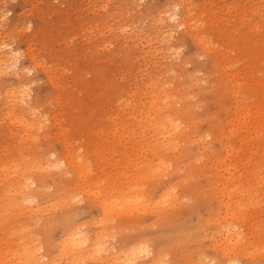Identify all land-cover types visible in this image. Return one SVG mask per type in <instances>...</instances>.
Returning a JSON list of instances; mask_svg holds the SVG:
<instances>
[{
  "label": "rangeland",
  "instance_id": "obj_1",
  "mask_svg": "<svg viewBox=\"0 0 264 264\" xmlns=\"http://www.w3.org/2000/svg\"><path fill=\"white\" fill-rule=\"evenodd\" d=\"M107 1L0 0V40L18 51V68L0 69V264H27L22 257L27 250L25 244L36 257L44 259L46 254L55 257L53 264H64L74 255L68 252L70 239L79 234L105 244L104 253H120L113 256L117 257L113 264H131L133 258L134 264H153L156 258L159 261L155 264H225L220 254L224 224L235 225L233 229L239 230L244 239L237 245V264H264V0ZM186 9L188 27L175 28V22L166 26L168 11L174 10L179 18L183 14L185 20ZM166 28L171 29L168 40L161 38ZM23 87L29 89L25 103L9 100ZM233 111L239 116L234 121ZM171 120L179 126L165 149L157 128ZM26 121H34L31 129L23 126ZM159 150L167 151L161 154ZM65 154L82 176L76 177L72 169L65 171L63 165H53ZM132 169H138V173ZM20 171L30 182L34 180L29 183L33 199L28 204H21L9 188L21 176ZM230 173L234 181L224 179ZM233 183L238 186L228 197ZM100 193L111 198L119 193L124 198L130 195V206L136 202L134 198L139 200L134 204L137 208L129 211L130 215L111 209L113 212L110 210L98 222ZM164 195L171 199L161 209L163 203L158 201ZM14 201L18 202L15 207ZM223 202L236 222L221 218ZM238 206L244 210H235ZM139 246L144 253L136 252ZM124 255L131 261H125L129 257ZM39 263L40 259L30 264ZM76 264L96 263L83 257Z\"/></svg>",
  "mask_w": 264,
  "mask_h": 264
},
{
  "label": "bare ground",
  "instance_id": "obj_2",
  "mask_svg": "<svg viewBox=\"0 0 264 264\" xmlns=\"http://www.w3.org/2000/svg\"><path fill=\"white\" fill-rule=\"evenodd\" d=\"M107 1V0H106ZM202 1V0H201ZM4 2V1H3ZM107 3H108V1H107ZM132 3V2H131ZM107 5V4H106ZM174 5H175V3H174ZM94 6V5H93ZM108 6V5H107ZM134 6V5H133ZM92 7V6H91ZM258 7V6H257ZM263 7V6H262ZM136 8V7H135ZM96 9V8H95ZM174 9V8H173ZM1 10V9H0ZM99 10V9H98ZM104 10V9H103ZM189 11V9H186V19L184 20V15L182 14V17L183 18H179V16L177 15V13L174 11V10H171V11H168L167 12V14H166V19L167 20H165V22L164 23H166V26H169V22H175V24L173 25V27H178L179 29H180V27H184V28H186V27H188L189 25L187 24V20L189 19V15L187 14V12ZM111 12V11H110ZM113 12H116L115 10L113 11ZM112 12V13H113ZM244 12V11H243ZM119 13V12H118ZM125 13V12H124ZM253 13V12H252ZM126 14V13H125ZM107 15V14H106ZM127 15V14H126ZM120 16V15H119ZM5 17V16H4ZM150 17V16H149ZM264 18V17H263ZM107 19V18H106ZM136 19V18H135ZM117 20V19H116ZM132 20V19H131ZM245 20V19H244ZM261 20V19H260ZM161 21V20H160ZM30 23V22H29ZM103 23V22H102ZM191 24V23H190ZM261 24H263V23H261ZM23 25V24H22ZM89 25V24H88ZM108 25V24H107ZM106 25V26H107ZM24 26V25H23ZM139 26V25H138ZM22 27V26H21ZM147 27V26H146ZM192 27V26H191ZM190 27V28H191ZM98 28H100V27H98ZM111 28V27H110ZM125 28V27H124ZM127 28H129V27H127ZM135 28V27H134ZM144 28V27H143ZM174 28V29H175ZM26 29H28V28H26ZM106 29H108V28H106ZM120 29H121V27H120ZM105 30V29H104ZM117 30V29H116ZM124 30H126V28L125 29H123L122 31L124 32ZM17 31V30H16ZM26 31V30H25ZM130 31V30H129ZM127 32V31H126ZM155 32V31H154ZM171 29L170 28H166L165 30H163L161 33H163L162 35H161V38L162 39H166V40H168L169 39V37L171 36ZM173 32V31H172ZM9 33V32H8ZM109 33V32H108ZM121 33V32H120ZM119 33V34H120ZM131 33V32H130ZM137 33H138V31H137ZM148 33V32H147ZM130 35V34H129ZM141 35H143V34H141ZM2 36H4V35H2ZM117 36V35H116ZM132 36V35H131ZM140 37V36H139ZM150 37V36H149ZM149 37H148V39H149ZM133 38V37H132ZM136 38V37H135ZM119 39V38H118ZM124 39V38H123ZM138 39V38H137ZM162 39H161V41H162ZM197 39V38H196ZM2 40V39H1ZM0 40V51H1V54H0V69H9V68H14V67H16V68H18L17 67V65H16V62H17V54L15 53L16 51L13 49V48H11V47H9V46H7V44H4L2 41ZM127 40V39H126ZM133 40V39H132ZM138 40H140V39H138ZM198 40H200V39H198ZM197 40V41H198ZM122 41V40H121ZM131 41V40H130ZM160 41V42H161ZM164 41V40H163ZM146 42V41H145ZM155 42V41H154ZM124 43V42H123ZM147 44H148V42H146ZM150 43V42H149ZM185 43V42H184ZM140 44V43H139ZM163 44V43H162ZM207 44V43H206ZM134 45V44H133ZM145 45V44H144ZM150 45V44H149ZM14 46V45H13ZM161 46V45H160ZM204 47H206L205 45H203ZM110 47H111V45H110ZM166 47H168V46H166ZM171 47V46H170ZM15 48V47H14ZM155 48V47H154ZM153 48V49H154ZM198 48H199V46H198ZM201 48V47H200ZM147 49V48H146ZM26 51V50H25ZM149 51V50H148ZM208 51H210V49L208 50ZM207 51V52H208ZM18 52V51H17ZM28 53H29V51H28ZM152 53V52H151ZM162 53V52H161ZM165 53V52H164ZM206 53V52H205ZM159 54V53H158ZM148 55V54H147ZM171 55V54H170ZM170 55H168V56H170ZM162 56V55H161ZM142 57V56H141ZM144 57H145V54H144ZM147 57V56H146ZM149 58V57H148ZM165 59V58H164ZM145 60V59H144ZM149 61V60H148ZM159 61H162V60H159ZM168 62H170V61H168ZM151 63V62H150ZM165 62H163V64H164ZM142 64V63H141ZM162 64V65H163ZM143 65V64H142ZM147 65H148V63H147ZM155 66V65H154ZM144 67V66H143ZM142 67V68H143ZM155 68V67H154ZM153 68V69H154ZM162 68V67H161ZM165 68V67H164ZM145 70V69H144ZM155 70V69H154ZM158 70V69H157ZM156 71V70H155ZM167 72V71H166ZM0 73H1V71H0ZM149 73V72H148ZM147 73V74H148ZM158 73V72H157ZM155 74V73H154ZM151 75H152V73H151ZM163 75V74H162ZM166 75V74H165ZM147 76V75H146ZM157 76V75H156ZM151 77H153V76H151ZM143 78V77H142ZM162 78V77H161ZM160 78V79H161ZM149 79V78H148ZM159 79V80H160ZM153 80V79H152ZM151 80V81H152ZM154 81V80H153ZM148 82V81H147ZM146 82V83H147ZM149 83V82H148ZM153 83V82H152ZM160 83V82H159ZM158 83V84H159ZM136 84V83H135ZM161 84V83H160ZM146 85V84H145ZM144 84H143V86L144 87H146ZM155 85V84H154ZM163 85V84H162ZM60 87V86H59ZM166 88V87H165ZM175 90V89H174ZM28 91H29V89L27 88V87H23V88H21V90H19V93H17V94H14V93H12L11 95H10V99L9 100H11L12 102H14L15 104L16 103H18V102H20V103H25V99H26V96L28 95ZM156 94V93H155ZM165 94V93H164ZM161 96V95H160ZM171 96H173V95H171ZM144 98V97H143ZM176 99H178V98H176ZM146 100V99H145ZM180 100V99H179ZM153 101V100H152ZM170 101V100H169ZM147 102V101H146ZM172 102V101H171ZM177 102H178V100H177ZM180 102V101H179ZM153 103V102H152ZM152 103H150V104H152ZM175 102L173 101V104H174ZM137 104V103H136ZM176 105V104H175ZM174 105V106H175ZM154 106V105H153ZM159 106H161L160 104H159ZM135 107V106H134ZM148 107H149V105H148ZM167 107V106H166ZM153 108V107H152ZM160 108V107H159ZM170 108V107H169ZM177 108V107H176ZM179 108V107H178ZM150 109V108H149ZM156 109H158V108H156ZM164 109V108H163ZM162 111V110H161ZM182 111V110H181ZM260 112V111H259ZM257 113V112H256ZM255 114V113H254ZM253 114V115H254ZM5 115V114H4ZM166 115V114H165ZM260 114H258V116H259ZM128 116H129V114H128ZM231 116H232V121H234L235 120V118H238L239 116L237 115V113H235V111H233L232 113H231ZM255 116V115H254ZM253 116V117H254ZM11 117V116H10ZM244 117H246L245 116V113L243 112V114H242V118H244ZM248 118V117H247ZM246 118V119H247ZM164 119V118H163ZM170 119V118H169ZM257 119V118H256ZM121 120V119H120ZM236 120H238V119H236ZM240 120H241V118H240ZM255 120V119H254ZM258 121H259V119H257ZM23 121V120H22ZM167 121V120H166ZM188 121V120H187ZM196 121V120H195ZM248 121V120H247ZM264 121V120H263ZM33 122L34 121H26V124H24L23 123V126L25 127V129H31L32 128V125H33ZM156 122H158V124H162V123H164L165 121H156ZM241 122H242V120H241ZM252 122V121H251ZM187 123V122H186ZM17 124V123H16ZM245 123H243V126H246V125H244ZM252 124H254V121H253V123H251V125ZM22 125V124H21ZM150 125L152 126V128H153V122H150ZM256 125H258L257 123H256ZM19 126V125H18ZM178 123L175 121V123L173 122V120H171V121H168L167 122V124L166 123H164L163 125H159V127L157 128V130H160V132H157V134H159V138H161V143H162V145H165V149H166V144H167V141L169 140V138H171L172 137V133H174L175 132V130H177V128H178ZM242 126V125H241ZM248 126V125H247ZM249 127V126H248ZM20 128V127H19ZM238 128V127H237ZM243 128V127H242ZM185 129V128H184ZM184 129H182V130H184ZM23 130V129H22ZM181 130V131H182ZM252 130V132H253V129H251ZM38 131V130H37ZM242 132H243V129L241 130ZM231 132V131H230ZM256 132V131H255ZM61 133V132H60ZM254 133V132H253ZM59 134V133H58ZM58 134H56V135H58ZM209 135H210V132L208 133ZM255 134V133H254ZM22 135V134H21ZM253 135V134H252ZM20 136V135H19ZM49 136V135H48ZM245 136V135H244ZM243 136V137H244ZM247 136V135H246ZM24 137V136H23ZM38 137V136H37ZM25 138V137H24ZM175 138V137H174ZM249 138V137H248ZM34 139H37L36 137L34 138ZM41 139V138H40ZM250 139V138H249ZM23 140V139H22ZM25 140V139H24ZM39 140V139H38ZM171 140V139H170ZM177 140V139H176ZM195 141V140H194ZM204 141V140H203ZM19 143V142H18ZM21 143V142H20ZM35 143V142H34ZM160 143V144H161ZM32 144H33V142H32ZM153 144V143H152ZM176 144V143H175ZM179 144V143H178ZM178 144H176L177 146H178ZM186 144V143H185ZM66 145V144H65ZM150 145V144H149ZM148 145V147L147 148H149L150 146ZM182 145V144H181ZM35 146V145H34ZM147 146V145H146ZM160 146V145H159ZM169 146H171V145H169ZM18 147H19V145H18ZM21 147V146H20ZM19 147V148H20ZM65 147V146H64ZM121 147H122V145H121ZM131 147V146H130ZM168 147V146H167ZM172 147V146H171ZM174 147H175V145H174ZM14 148H15V146H14ZM132 148V147H131ZM10 149V148H9ZM16 149H18V148H16ZM15 149V150H16ZM142 149V148H141ZM68 150V149H67ZM131 150V149H130ZM136 150V151H135ZM147 150V149H146ZM163 150V149H162ZM161 150V152H160V150L158 151V152H160L161 154L163 153V152H165V151H167V150H165V151H162ZM168 150H169V148H168ZM170 150H172V149H170ZM169 150V151H170ZM175 150V149H174ZM174 150H172V151H174ZM253 150H254V148H253ZM263 150V149H262ZM76 151V150H75ZM134 151H135V153L137 152V149H134ZM144 151V150H143ZM176 151H177V149H176ZM10 152V151H9ZM47 152V151H46ZM53 152V151H52ZM125 152H127V151H125ZM124 152V153H125ZM130 152V151H129ZM226 155L228 154V152H229V149H227L226 151ZM18 153V152H17ZM68 153V152H67ZM66 153V154H67ZM75 153V152H74ZM74 153H73V155H74ZM131 153V152H130ZM130 153L128 154V155H130ZM140 153V152H139ZM148 154V152H144V154ZM251 153V152H250ZM47 154V153H46ZM53 154H55V153H53ZM63 155V156H59V157H57V161H56V163H54L53 165L54 166H56V165H59V166H61V165H63V167L65 168V171H72V170H75L76 172L78 171V169H75L74 167H73V165H72V162L70 161V160H68L67 159V155ZM106 154V153H105ZM108 154V153H107ZM106 154V155H107ZM138 154V153H137ZM136 154V155H137ZM165 154V153H164ZM15 155H16V157L18 156L16 153H15ZM32 155H36V153L34 154V152H33V154ZM51 155V154H50ZM127 155V154H126ZM127 155V156H128ZM132 155V154H131ZM136 155H134V156H136ZM142 155V154H141ZM149 155H151V153L149 154ZM153 155H154V153H153ZM166 155V154H165ZM25 156V155H24ZM38 156V155H37ZM44 156V155H43ZM57 156V155H56ZM71 156H72V154H71ZM75 156V155H74ZM108 156V155H107ZM125 156V155H124ZM127 156H125V157H127ZM148 156V155H147ZM152 156V155H151ZM154 156H156V155H154ZM171 156H172V154H171ZM20 158L22 157V156H19ZM29 157V156H28ZM53 157V156H52ZM69 158H70V155L68 156ZM103 157V156H102ZM104 157H105V155H104ZM142 157V156H141ZM143 157H144V155H143ZM153 157V156H152ZM157 157V156H156ZM158 157H159V155H158ZM204 157V156H203ZM106 158V157H105ZM104 158V159H105ZM145 158V157H144ZM143 158V159H144ZM162 157H160V159H161ZM164 158V157H163ZM201 158V157H200ZM28 159V158H27ZM26 159V160H27ZM39 159V158H38ZM42 159H44V158H42ZM109 159H111V158H109ZM136 159H137V157H136ZM148 159H150L149 157L147 158V160ZM153 159V162H155L154 161V158H152ZM159 159V158H158ZM157 159V160H158ZM165 159V158H164ZM17 160V159H16ZM22 160V159H21ZM30 160H31V158H30ZM41 159H39V161H40ZM51 160V159H50ZM107 160H108V158H107ZM127 161H128V159H126ZM134 160H135V158H134ZM146 160V161H147ZM28 162H29V160H27ZM43 161V160H42ZM133 161V160H132ZM137 161V160H136ZM142 161V160H141ZM145 161V160H144ZM149 161V160H148ZM147 161V162H148ZM159 161V160H158ZM253 161V160H252ZM23 162H24V160H23ZM31 162V161H30ZM107 162H109V161H107ZM130 162V161H129ZM128 162V163H129ZM160 162H162V160L160 161ZM168 162V161H167ZM21 163H22V161H21ZM32 163V165H33V162H31ZM36 163V162H35ZM52 163V162H51ZM125 163V162H124ZM127 163V162H126ZM138 163V162H137ZM142 163V162H141ZM151 163V162H150ZM156 163H157V161H156ZM165 163H166V161H165ZM247 163V162H246ZM16 164H20V161H19V163H16ZM22 164H24V163H22ZM27 164V163H26ZM130 164V163H129ZM144 164H146V163H144ZM149 164V163H148ZM163 164H164V162H163ZM12 165H14V164H12ZM28 166H30V164H27ZM31 165V166H32ZM39 164H37L36 166H38ZM45 164H43L42 166H44ZM89 165V164H88ZM112 165V164H111ZM119 165V164H118ZM122 165V164H121ZM132 165V164H131ZM143 165V164H142ZM141 165V166H142ZM147 165V164H146ZM153 165V164H152ZM158 165V164H157ZM157 165H156V167H157ZM162 165V164H161ZM165 165H167V164H165ZM164 165V166H165ZM23 165H21V167H22ZM25 166V165H24ZM35 166V167H36ZM39 166H41V165H39ZM136 166V165H135ZM160 166V165H159ZM178 166H179V164H178ZM3 167V166H2ZM9 167H10V165H9ZM9 167H7V168H9ZM17 167V166H16ZM20 167V168H21ZM35 167H34V169L33 170H35ZM102 167V166H101ZM100 167V168H101ZM118 167H120V166H118ZM123 167V166H122ZM127 167V166H126ZM126 167H124V168H126ZM147 167H148V165H147ZM163 167V166H162ZM5 168V167H4ZM18 168H19V166H18ZM28 167H26L25 169H27ZM38 168V167H37ZM41 168V167H40ZM45 168V167H44ZM53 168V167H52ZM86 168V167H85ZM114 168H117V167H115L114 166ZM124 168H122V169H124ZM130 168V167H129ZM137 168V167H136ZM141 168V167H140ZM139 168V170H141ZM143 168V167H142ZM150 168H151V166H150ZM153 168H155V166H153ZM168 168V167H167ZM228 168H229V166H228ZM15 169V168H14ZM13 169V170H14ZM23 169H24V167H23ZM32 169V168H31ZM46 169V168H45ZM45 169H44V171H45ZM72 169V170H71ZM120 169H121V167H120ZM119 169V170H120ZM149 169V168H148ZM147 169V170H148ZM152 169V168H151ZM157 169V168H156ZM233 169V168H232ZM12 170V169H11ZM38 170V169H37ZM41 170V169H40ZM51 170V169H50ZM133 170V169H132ZM138 169H136V172L134 173V174H136V173H138V171H137ZM143 170V169H142ZM155 170V169H154ZM157 170H159V168L157 169ZM163 170V169H162ZM225 170L227 171V168H225ZM10 171V170H9ZM28 171V169L26 170V172ZM30 172H31V170H29ZM102 171V170H101ZM121 171V170H120ZM126 171H128V170H126ZM133 171L131 172L130 171V173H132L133 174ZM145 171V170H144ZM143 171V173L145 174L146 172H144ZM150 171V170H149ZM156 171V170H155ZM161 171V170H160ZM165 171V169L163 170V172ZM235 171V170H234ZM253 171V170H252ZM20 172H22V171H20ZM30 172H28L29 173V175H30ZM39 172V171H38ZM106 172V171H105ZM118 172V171H117ZM167 172H168V170H167ZM171 172V171H170ZM18 173H19V171H18ZM41 173V172H40ZM70 173V172H69ZM74 173V172H73ZM81 172H77V176L76 177H79V174H80ZM88 172H86L85 174H87ZM101 173V172H100ZM115 174V172H112V174ZM139 173H140V171H139ZM141 173H142V171H141ZM147 173H148V171H147ZM146 173V174H147ZM154 173V172H153ZM166 173V172H165ZM1 174V173H0ZM15 174V173H14ZM22 174H23V172H22ZM21 174V176H19L17 179L15 178V182H14V186H12V187H9V188H12V194H17V196L21 199V201H22V203L21 204H23V201H25L26 202V204H28L27 202H31L32 201V199H33V194L32 193H30L29 192V190H31V189H29L28 190V188L30 187L29 186V183H31V182H34V180H31V182L28 180V178L27 177H25V175L23 174L22 175ZM121 174V173H120ZM120 174L118 173V175H119V177H120ZM124 174H126V173H124ZM123 174V175H124ZM149 174V173H148ZM157 174V173H156ZM155 174V175H156ZM159 174H162V173H159ZM172 174V173H171ZM19 175V174H18ZM27 175V174H26ZM32 175V174H31ZM34 175V174H33ZM141 175V174H140ZM151 175V174H150ZM163 175V174H162ZM161 175V176H162ZM5 176V175H4ZM12 176H13V174H12ZM11 176V177H12ZM15 176V175H14ZM13 176V177H14ZM28 176V175H27ZM80 176H82L81 174H80ZM85 176H87V175H85ZM85 176H83V180L84 179H86V178H84ZM105 176V175H104ZM103 176V177H104ZM115 176H117V175H115ZM121 176H122V174H121ZM125 176V175H124ZM128 176V175H127ZM136 176V175H135ZM134 176V177H135ZM143 176V178L145 177L144 175H142ZM149 176V175H148ZM148 176H146V180L148 179L147 177ZM158 177H160V175H157ZM156 176V177H157ZM165 176V175H164ZM191 176V175H190ZM6 177V176H5ZM63 177V176H62ZM108 177V176H107ZM111 177H113L114 178V176H111ZM126 177V176H125ZM132 178H133V176H131ZM136 177H139L138 175L136 176ZM185 177H186V174H185ZM262 177V176H261ZM4 177H2V179H3ZM99 178V177H98ZM105 178V177H104ZM112 178V180H114ZM116 178H118V177H115V179ZM128 178H130V177H128ZM140 178H142L141 176H140ZM139 178V179H140ZM142 178V179H143ZM153 178V177H152ZM152 178H150V179H152ZM154 178H155V176H154ZM79 179V178H78ZM82 179V178H81ZM102 179V178H101ZM119 179V178H118ZM135 179V178H134ZM139 179H138V181H139ZM158 179V178H157ZM224 179L225 180H227V181H234V177H232V174L230 173V174H228L227 176H225L224 177ZM11 180H13V179H11ZM80 180V179H79ZM88 180V179H87ZM117 180V179H116ZM120 180V179H119ZM133 180V179H132ZM144 180V179H143ZM261 180V179H260ZM9 181V180H8ZM94 181V180H93ZM101 181V180H100ZM99 181V182H100ZM106 181V180H105ZM120 181H122V180H120ZM125 182H126V180H124ZM133 181H135V180H133ZM149 181H151V180H149ZM148 181V182H149ZM181 181V180H180ZM5 182V181H4ZM88 182V181H87ZM102 182V181H101ZM123 182V181H122ZM124 182V184H126L125 186H127V183H125ZM131 182V181H130ZM142 182V181H141ZM147 182V183H148ZM261 182V181H260ZM78 183V182H77ZM107 183V182H106ZM140 183V182H139ZM138 183V184H139ZM172 183V182H171ZM176 183H178V182H176ZM9 184H10V182H9ZM74 184V183H73ZM100 184V183H99ZM120 184V183H119ZM128 184L130 185V183L128 182ZM132 184V186L134 187V185H135V183H134V185H133V182L131 183ZM137 184V183H136ZM141 184V183H140ZM13 185V184H12ZM75 185V184H74ZM85 185V184H84ZM104 185V184H103ZM109 185V184H108ZM112 185H113V183H112ZM121 185V184H120ZM119 185V186H120ZM170 185H173V184H170ZM7 186H9V185H7ZM37 186V185H36ZM113 186H115V185H113ZM118 186V185H117ZM116 186V187H117ZM122 186V185H121ZM124 186V187H125ZM131 186V187H132ZM238 185H237V183H233V187L227 192V195H229L228 197H230L231 196V192L233 191V190H235V188L237 187ZM71 187V186H70ZM79 187V186H78ZM96 187V186H95ZM100 187V186H99ZM115 187V188H116ZM137 187V186H136ZM139 187V186H138ZM170 187V186H169ZM177 187V186H176ZM8 188V187H7ZM36 188V187H35ZM121 188V187H120ZM120 188H119V190H120ZM128 188H130L129 186H127V189ZM141 188V187H140ZM32 189H34V188H32ZM73 189H74V187H73ZM93 189V188H92ZM94 189H96V188H94ZM109 189H112L113 190V187L112 188H109ZM109 189H107V190H109ZM139 189V188H138ZM138 189H137V191H138ZM171 189V188H170ZM28 190V191H27ZM118 189L117 190H115L114 189V191H119ZM134 190H135V188H134ZM166 190V189H165ZM5 191H7V190H5ZM88 191V190H87ZM95 191V190H94ZM102 191V190H101ZM122 191V190H121ZM126 191V190H125ZM125 191H123V192H125ZM169 191V190H168ZM172 191V190H171ZM4 192V191H3ZM10 191H8V193H9ZM35 192V191H34ZM70 192V191H69ZM73 192V191H72ZM105 192V191H104ZM123 192H121L122 194H124ZM127 192H130V191H127ZM132 192V191H131ZM134 192H136V191H134ZM140 192H142L141 190H139V193ZM240 192H242V191H240ZM7 193V192H6ZM8 193L6 194V195H8ZM11 193H9L10 195H11ZM78 193V192H77ZM76 193V191H75V194H77ZM85 193V192H84ZM112 193V192H111ZM163 193V192H162ZM171 192H169V194H170ZM4 194V193H3ZM82 194V193H81ZM80 194V195H81ZM92 194H95V193H92ZM101 194V193H100ZM115 194V193H114ZM130 194V193H129ZM128 194V195H129ZM132 194V193H131ZM166 194V193H165ZM5 195V196H6ZM63 195H65V194H63ZM71 195V194H70ZM74 195V194H73ZM106 195V194H105ZM108 195V194H107ZM120 195V193L118 194V197H122V198H118L117 197V194H116V197L115 196H113V197H115V198H111V197H109V196H104V195H102L101 194V196L100 197H102L101 199H99L98 200V206H99V211H100V214H101V217H98L99 219H98V222H99V220L101 221V219L103 218V219H105V215H107V214H109L110 213V210L112 209V210H118L117 212H119V214H120V212L121 211H124V213H125V211L126 212H128L129 213V211H131V210H134V209H136L137 208V206H134V204L135 205H137V201H139V200H134V199H136V198H134L133 199V201H136V202H133L134 204L132 205V206H130L132 203V198H131V196L129 195V197H126V198H124V196H119ZM139 195V194H138ZM140 195H141V193H140ZM162 194H160V196H161ZM66 196V195H65ZM133 196H134V193H133ZM132 196V197H133ZM145 196V195H144ZM10 197V196H9ZM35 197V196H34ZM62 197V196H61ZM75 197H76V195H75ZM74 197V198H75ZM77 197H79V196H77ZM142 197V196H141ZM163 197H166V198H163ZM162 197V199H160L158 202H159V204H160V202H161V204H162V206L163 205H165L167 202L169 203V201H170V199L171 198H168L166 195H164ZM171 197V196H170ZM174 197V196H173ZM16 198V197H15ZM70 199H71V197H69ZM98 198H99V196H98ZM137 198H139V199H141L139 196L137 197ZM158 198V197H157ZM4 199V198H3ZM14 199V198H13ZM62 200H64V198H61ZM68 199V198H67ZM77 199V198H76ZM145 199V198H144ZM159 199V198H158ZM157 199V200H158ZM15 200H17V198L15 199ZM69 200V199H68ZM74 200V199H73ZM72 200V201H73ZM20 201V200H19ZM56 201V200H55ZM64 201H66V200H64ZM75 201V200H74ZM80 201V200H79ZM83 201V200H82ZM172 201H174V200H172ZM2 202V201H1ZM8 202H10V201H8ZM13 202V201H12ZM15 202V201H14ZM17 202V201H16ZM15 202V203H16ZM67 202V201H66ZM65 202V203H66ZM143 202V201H142ZM155 202V201H154ZM153 202V203H154ZM158 202H157V204H158ZM249 202V201H248ZM18 203V202H17ZM17 203H16V205H14V207L15 206H17ZM59 203H60V201H59ZM75 203V202H74ZM140 203L141 202H139V205H140ZM145 203V202H144ZM150 203V202H149ZM152 203V204H153ZM178 203V202H177ZM183 203V202H182ZM181 203V204H182ZM247 203V202H246ZM14 204V203H13ZM32 204V203H31ZM30 204V205H31ZM64 204V203H63ZM73 204V203H72ZM71 204V205H72ZM156 204V203H155ZM154 204V205H155ZM157 204H156V206H157ZM158 204V205H159ZM171 204V203H170ZM186 204V203H185ZM185 204H182V205H185ZM223 206H224V211H223V214H222V216H221V218L222 219H225V220H227V221H229V222H236L235 220H233V213L230 211V207L228 206V204L227 203H225V202H223ZM58 205H60V204H58ZM62 205V204H61ZM153 205V206H154ZM168 205V204H167ZM172 205V204H171ZM175 205V204H174ZM173 205V206H174ZM176 205H178V204H176ZM18 206H19V204H18ZM25 206V205H24ZM50 206H51V204H50ZM66 206H68L67 204H66ZM70 206V205H69ZM147 206V205H146ZM181 206V205H180ZM22 207V206H21ZM20 207V208H21ZM25 207H27V205L25 206ZM30 207V206H29ZM34 207V206H33ZM57 207H59V206H57ZM141 207V206H140ZM140 207H138V208H140ZM159 207V206H158ZM171 207V206H170ZM17 209H18V207H16ZM19 208V209H20ZM23 208V207H22ZM32 208V207H31ZM52 208V207H51ZM51 208H47V210L46 211H48V209H51ZM62 208H65V207H62ZM144 208H145V206H144ZM162 208H164V206L163 207H161V209ZM179 208V207H178ZM5 209V208H4ZM3 209V210H4ZM11 209H13V208H11ZM27 209V208H26ZM26 209H24L25 211H28V210H26ZM37 209V208H36ZM142 209V208H141ZM150 208L148 207V210H149ZM156 209H158V208H156ZM2 210V211H3ZM8 210H9V208H8ZM14 210V209H13ZM111 210V211H112ZM152 210H153V207H152ZM151 210V211H152ZM163 210H165V209H163ZM172 210V209H171ZM170 209L168 210V211H171ZM174 210V209H173ZM173 210H172V212H173ZM179 210V209H178ZM180 210H181V208H180ZM235 210H237V211H239V210H244L243 208H241L240 206H238V207H236V209ZM1 211V212H2ZM10 211V210H9ZM12 211V210H11ZM21 211H22V209H21ZM37 211V210H36ZM136 211V210H135ZM141 212H142V210H140ZM144 211V210H143ZM151 211H150V213H151ZM156 211V210H155ZM161 211V210H160ZM18 212V211H17ZM24 211H22V213H23ZM28 212H30V211H28ZM33 212V211H32ZM113 212V211H112ZM115 212V211H114ZM132 212H134V211H132ZM141 212H139V213H141ZM147 211L145 210V212L144 213H146ZM164 212V211H163ZM4 213V212H3ZM6 213V212H5ZM13 213V212H12ZM15 213H16V211H15ZM123 213V212H122ZM122 213H121V215H119L118 213H116L117 215H119V217L121 216H123L124 215V213H123V215H122ZM135 213V212H134ZM149 213V212H148ZM36 214V213H35ZM112 215H113V213H111ZM115 214V215H116ZM156 214V213H155ZM162 214V213H161ZM172 214V213H171ZM19 215V214H18ZM18 215H15V218H16V216H18ZM21 215V214H20ZM32 215H33V213H32ZM128 215H130V213L128 214ZM131 215H132V213H131ZM134 215V214H133ZM1 216V215H0ZM8 216V215H7ZM23 216V215H22ZM21 216V217H22ZM24 216H26V215H24ZM23 216V217H24ZM28 216H30V215H28ZM33 216H35V215H33ZM111 216V215H110ZM127 216V215H126ZM125 216V217H126ZM159 216V215H158ZM116 217H118V216H116ZM115 217V218H116ZM128 217V216H127ZM159 217H161V216H159ZM13 218V217H12ZM154 218V217H153ZM14 219V218H13ZM95 219V218H94ZM111 220L112 219H114V218H110ZM123 219V218H122ZM155 219H157V217H155ZM37 220V219H36ZM108 220V219H107ZM106 220V221H107ZM116 220H118V219H116ZM120 220H121V218H120ZM153 220V219H152ZM158 220H159V218H158ZM160 220H162L161 218H160ZM168 220V219H167ZM166 220V221H167ZM19 221H20V219H19ZM110 221V220H109ZM108 221V222H109ZM165 221V220H164ZM176 221V220H175ZM10 222H12V221H10ZM22 222V221H21ZM209 222H211V221H208V223ZM13 223H15V222H13ZM110 224H111V221L109 222ZM158 222H156V224H157ZM167 223V222H166ZM207 223V224H208ZM18 224V223H17ZM93 224V223H92ZM102 224V223H101ZM114 224V223H113ZM91 225V224H90ZM100 224H98V226H99ZM104 225V224H103ZM106 225H107V222H106ZM11 226V225H10ZM14 226V225H13ZM17 226V225H16ZM155 226V225H154ZM81 227V226H80ZM99 227H102V226H99ZM106 227V226H105ZM222 228H221V233H222V237H221V240H220V245H221V249H220V254H222V257L224 258V260H225V264H237V261L235 260V256H236V253H237V245L239 244V243H241V242H243V238H242V235H241V232L239 231V230H237V229H233L234 227H236L235 225H231V224H224V225H222L221 226ZM17 228V227H16ZM20 228H21V226H20ZM24 228V227H23ZM77 228V227H76ZM108 228V227H107ZM114 228H116V227H114ZM119 228V227H118ZM118 228H116L117 230H119V229H121V227L118 229ZM129 227L127 226V229H128ZM102 229V228H101ZM126 229V230H127ZM11 230V229H10ZM16 231H17V229H15ZM20 230V229H19ZM18 230V231H19ZM80 230H82V229H80ZM103 230H105V231H107L106 229H103ZM124 230V229H123ZM5 230H3V232H4ZM6 231H7V229H6ZM5 231V232H6ZM13 231V230H12ZM15 231V233L14 234H17V232ZM24 231V230H23ZM72 231V230H71ZM77 231V230H76ZM83 231V230H82ZM101 231V230H100ZM105 231H103V233L105 232ZM2 232V233H3ZM20 232V231H19ZM74 232V231H73ZM73 232H71V236H75V233H73ZM85 232V231H84ZM96 232H97V230H96ZM118 232V231H117ZM8 233V231L6 232V234ZM79 233H82V232H79ZM105 233H108V232H105ZM120 233V232H119ZM5 234V233H4ZM98 234V233H97ZM99 234H101V232L99 233ZM107 235V234H106ZM108 235H110L109 233H108ZM117 235V234H116ZM7 236H9V235H7ZM21 235H19V237H20ZM97 236V235H96ZM102 236V235H101ZM104 236V235H103ZM111 236V235H110ZM115 236V235H114ZM18 237V238H19ZM256 237V236H255ZM69 238V237H68ZM99 238H100V236H99ZM103 238V237H102ZM111 238H112V236H111ZM21 239L22 238H20V242H21ZM23 239H25V237H23ZM66 239V238H65ZM93 239H95V238H93ZM107 239V238H106ZM147 239V238H146ZM205 239V238H204ZM17 240V239H16ZM15 240V241H16ZM19 240V239H18ZM30 240V239H29ZM108 240V239H107ZM144 241H145V239H143ZM5 241H6V238H5ZM4 241V242H5ZM98 241V240H97ZM97 241L96 240H90V237H88L87 235H84V234H79L76 238H73V239H70V242H69V244H70V248H68V252H71L72 254H74V255H72V257L70 258V259H65V262H64V264H76V262L78 261V259H80V258H86V259H91V260H93L96 264H113V262L117 259V257L119 256V254L118 253H116V254H118V255H111V254H108V253H104L105 252V249H103V247H105V244H104V246H102L99 242V244L101 245V246H99V244L97 243ZM102 241V240H101ZM7 242V241H6ZM66 242H68V241H66ZM199 242V241H198ZM27 243V242H26ZM219 243V242H218ZM247 243V242H246ZM6 244V243H5ZM248 244V243H247ZM10 245V244H9ZM138 245V244H137ZM141 245V244H140ZM177 245V244H176ZM213 245V244H212ZM62 245L60 244V247H61ZM63 246H64V244H63ZM170 246V245H169ZM214 246V245H213ZM110 247V246H109ZM112 247V246H111ZM135 247H136V245H135ZM145 247V246H144ZM209 247V246H208ZM242 247V246H241ZM63 248V247H62ZM139 248V249H138ZM138 248H131V249H133V250H137L138 249V251H136V252H141L143 249V246L142 247H138ZM175 248V247H174ZM12 249H13V247H12ZM15 249H16V247H15ZM25 249H27L26 250V252H25V254L22 256L23 257V259H24V261L27 263V264H30V263H34V261H36L37 262V260H39L40 259V263L39 264H51L52 263V261H53V258H55V257H47V255L45 254H43V256H44V259H42L43 257H41V258H39V257H36L35 256V254L32 252V248H30V246L29 245H26L25 244ZM131 249H128V250H131ZM212 249H213V247H212ZM8 250V249H7ZM20 250V249H19ZM19 250H17V252L19 251ZM63 250H66L65 248L63 249ZM109 250H110V248H109ZM154 250V249H153ZM161 250H163L162 248H161ZM160 250V251H161ZM165 250V249H164ZM179 250V249H178ZM199 250V249H198ZM146 251H147V248H146ZM151 251V250H150ZM180 251V250H179ZM195 251V250H194ZM259 251V250H258ZM3 252H5V250L3 251ZM108 252V251H107ZM120 252V251H119ZM130 252V251H129ZM133 252V251H132ZM169 252V251H168ZM177 252V251H176ZM244 252V251H243ZM251 252H253V251H251ZM251 252H249V253H251ZM10 253V252H9ZM12 253V252H11ZM14 253H16V251L14 252ZM19 253V252H18ZM126 253V252H125ZM127 253H128V251H127ZM131 253V252H130ZM130 253H128V254H130ZM134 253V252H133ZM142 253H144V250L142 251ZM148 253V252H147ZM147 253L145 254V255H147ZM171 253H172V251H171ZM174 253V252H173ZM192 253H194V252H192ZM195 253H197V251L195 252ZM194 253V254H195ZM255 253H257V250H256V252ZM260 253H261V251H260ZM6 254H7V251H6ZM20 254V253H19ZM21 254H23V253H21ZM20 254V255H21ZM59 254H62L60 251H59ZM58 254V255H59ZM68 254V253H67ZM122 254V253H121ZM132 254V253H131ZM153 254V253H152ZM157 254H158V252H157ZM161 254V253H160ZM165 254H167L166 252H165ZM181 254V253H180ZM189 254V253H188ZM246 254V253H245ZM111 255V256H110ZM141 255V254H140ZM144 255V254H143ZM175 255V254H174ZM184 255H185V253H184ZM258 255H259V252H258ZM4 256H6V255H4ZM14 256H16V255H14ZM13 256V257H14ZM19 256V255H18ZM57 256V255H56ZM113 256H117V257H113ZM128 257H129V255H127ZM127 256H125L124 255V258L125 257H127ZM132 256H135V258H136V254H134V255H132ZM162 256H163V254H162ZM188 256V255H187ZM246 256H248V255H246ZM13 257H12V259H13ZM21 257V256H20ZM64 257V256H63ZM147 257V256H146ZM157 257H159V256H157ZM11 258V257H10ZM16 258H18L17 260H19V257H17L16 256ZM39 258V259H38ZM143 258V257H142ZM179 258H182V256H180ZM191 258V257H190ZM193 258V257H192ZM191 258V259H192ZM263 259H264V257H262ZM1 259V258H0ZM120 261L123 259V256H122V258H118ZM127 259H130L129 261H131V258L129 257V258H126V260L125 261H127ZM134 259V258H133ZM133 259H132V262H131V264H134L133 263ZM152 259H155V258H152ZM151 259V260H152ZM203 259H204V256H203ZM5 260V259H4ZM3 260V261H4ZM7 260H9L8 258H7ZM6 260V261H7ZM82 260V259H81ZM84 260V259H83ZM119 260H117V262L119 261ZM138 260V259H137ZM159 261V259H155L154 261L155 262H153V264H155L156 263V261ZM173 260V259H172ZM196 260V259H195ZM198 260H200V258H198ZM2 261V260H1ZM9 261H12V260H9ZM21 260H19V262H20ZM128 261V262H129ZM161 261V260H160ZM174 261V260H173ZM185 261H186V259H185ZM188 261V260H187ZM190 261H192V260H190ZM189 261V262H190ZM14 262V261H13ZM55 262V261H54ZM53 262V263H54ZM196 262V261H195ZM198 262V261H197ZM197 262H196V264H197ZM15 263V262H14ZM13 263V264H14ZM23 263V262H22ZM52 263V264H53ZM116 263V262H115ZM188 263V262H187ZM193 263V262H192ZM191 263V264H192ZM16 264V263H15ZM25 264V263H24ZM126 264H128L127 262H126ZM149 264V263H148ZM158 264V263H157ZM161 264V263H160Z\"/></svg>",
  "mask_w": 264,
  "mask_h": 264
}]
</instances>
